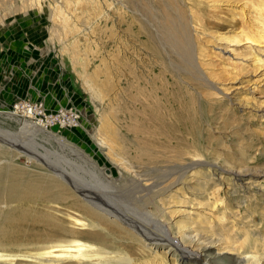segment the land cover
<instances>
[{"label": "rangeland", "instance_id": "1", "mask_svg": "<svg viewBox=\"0 0 264 264\" xmlns=\"http://www.w3.org/2000/svg\"><path fill=\"white\" fill-rule=\"evenodd\" d=\"M119 1L96 0L89 7L78 0L69 4L67 0H0V229H8L10 238L0 243V249L11 255L38 252L54 245L57 237L44 224L76 228L70 223L72 212L60 205L19 202L7 195L12 181H26V174L37 175L42 168L54 169L77 188L84 179L85 195L95 194L98 204L119 215L123 227L132 233L135 227L156 243L180 236L173 225L168 228L161 222L168 208L182 209L170 203L183 196L199 203L183 205L191 212L221 201L227 206L223 215L221 210L211 218L216 224L212 232L205 229V223L192 225L194 244H218L225 236L263 241L264 116L260 110L264 111V89L249 96L248 84L229 81L224 70L232 63L226 55L220 58L206 49L203 69L208 80L218 87L234 86L228 102L197 73L187 53L182 52L181 60L177 52L172 54L165 60L171 65L164 62L163 54L159 57L142 46L137 23L130 30L128 21L115 15L113 8ZM222 7L208 34L231 40L239 31L233 15L241 8ZM163 49L170 51L169 46ZM239 77L242 82L251 79L250 75ZM88 80L99 97L88 91ZM243 97L255 99L252 102L258 110L245 107ZM14 110L31 111L30 121L50 123L49 132L26 129L15 116L7 115ZM139 148L150 150L154 161L123 168L121 157L133 158ZM193 151L200 155L201 168L192 169L189 164ZM100 168L111 173L112 184L99 179ZM136 174L143 176L131 179ZM36 182V190L46 185ZM145 182L153 188L143 191ZM16 208L27 213L12 212ZM12 228L19 232L14 242ZM39 233L53 240H25ZM118 247L133 264L159 262L133 241L124 239ZM164 253L162 257L171 264L173 259ZM185 256L179 254L181 259ZM66 263L63 259L39 263L19 258L3 264Z\"/></svg>", "mask_w": 264, "mask_h": 264}, {"label": "bare ground", "instance_id": "2", "mask_svg": "<svg viewBox=\"0 0 264 264\" xmlns=\"http://www.w3.org/2000/svg\"><path fill=\"white\" fill-rule=\"evenodd\" d=\"M71 1L72 0H67V3L69 4ZM78 2H83L89 7L96 4V0H78ZM239 2L241 3L234 4L231 3L230 0H121L119 6H116V3L114 4L116 7L113 9H115V15H120L128 21V29L133 30L135 23H137L142 46L151 49L152 52L154 51V54L159 57L160 53L161 55L163 54L162 59L164 62L165 60L171 59V55H175V52H177L175 56L179 58L187 53L189 63L199 75L206 77L205 70L203 69V67L207 65L204 64L207 62L206 49L216 52L217 57L220 58L226 55V59L232 63L231 65H225L227 69L224 70L229 76V81L238 83L240 86L248 84L249 88L247 92L250 96L260 91V89H264V0H239ZM229 3H231V5ZM226 4L230 7L241 8L237 14L233 15L235 23H239V31L231 40H225L223 37L215 38L208 34L210 29L214 27L212 19L215 18L218 10ZM54 9L59 11L58 7ZM64 20L65 19H63V21ZM166 46H169V50L172 52L164 50L163 48ZM162 59L160 62L164 65ZM170 62L165 63L171 64ZM175 62H177V60ZM180 63L183 65V62ZM241 75H250L251 79L242 82L239 77ZM205 82L210 85L212 90L224 96L228 102H231L232 99L228 98V95L230 92H234V86L218 87L212 84L207 77ZM86 85H88V91L92 96L99 97L98 91L95 90L93 84H91L89 80L86 82ZM240 89L243 88L240 87ZM249 100L251 103H248ZM249 100L244 97L241 99L245 107L254 108L253 110L257 111L258 108L254 105V102H252L255 99L249 98ZM260 111L263 112L261 116H264V111ZM260 111L258 112L260 113ZM23 113L14 110L7 115L10 117L15 116L16 121H19L28 130L34 129V131L49 132L47 131L49 129L47 127H50V123L43 125L41 121L32 122L30 121L33 119L30 116L33 115L32 112L27 111L25 114ZM100 146L106 147V144L102 145L100 143ZM0 149L3 148L0 147ZM108 149H110V146H108ZM107 153L111 155L109 150ZM79 154L85 156L81 151ZM189 154V158L192 159L191 163H189L192 164L191 168H201L202 163L200 155L195 151ZM117 156L118 153L116 154V157ZM154 159L155 157H153L150 150L147 148H139L136 150V155L133 158L121 157V160H124V162L121 163L124 166L123 168L132 169L135 168V165L140 167L144 165L145 162L154 161ZM179 160L177 159L176 161ZM39 167L41 168L43 166ZM41 170L42 171L37 170L36 172L38 174L34 176L30 173L25 175L22 172L27 177L26 181H12V184L8 187L7 195L19 202L23 200L28 202L38 200L53 205H60L72 212L69 215L71 219L70 223L76 228L66 229L59 226L54 227L44 224L46 229L54 231L57 234V237L54 239V245L44 247L38 252L18 255L7 254L0 249V264L19 258L39 263L58 262L60 259H63L67 260L68 263L66 264H133L132 259L126 254H123L124 252L118 247L124 239L133 241L143 250H147L154 259L159 261L158 264H167L166 259L162 257L164 251V254L170 255V258L173 259L171 264H192L190 263L191 260L192 262L199 260L204 262V264H264V239L263 241H257L255 239L251 240L245 236L242 241H237L232 239V237L225 235L224 237L221 235V238H224L218 241V244L215 242L201 243L200 241L201 244L199 243L196 245L191 242L190 237L192 233L196 231L193 229L192 225L203 226L202 224L205 223V229L210 231L214 229L213 227L216 224L213 223L214 221L211 218L215 216L216 212L219 213L221 210L222 212L219 214L223 215V210L227 207L223 201L211 205L209 209L205 207L200 208L196 212H191L183 205L194 207V205H199V203L193 204L192 201L190 202L187 198L184 199V196L179 197V201L170 204L172 206L175 205V207L179 206V208L182 209L168 208L164 214V221L161 222V224L168 226V228L173 225L180 236L165 239L162 243H156L143 235L142 232L138 231L135 227V233L129 231L127 227H123L119 215L110 212L106 208L107 205L98 204L95 194L90 193L88 196L85 195L82 190V186L86 185L84 184V179H80V185L78 184L80 187L77 188V186L75 187L66 182L54 171V169L46 170L42 168ZM12 171L14 170L12 169ZM106 171L100 168V178H98L105 184L110 185L114 178L109 171ZM238 173L240 172H237L235 175H238ZM98 175L96 174V176ZM129 175L131 176L132 174ZM142 176L136 174L133 175L131 179L138 180ZM36 180L46 182L44 188L36 190L35 188L38 186ZM146 182H148V180H146ZM146 182L141 186L143 191L153 188L152 185ZM99 192L102 193L103 191ZM104 201L106 200L104 199ZM191 203L193 205H191ZM193 207L191 209H193ZM53 210L57 211L54 208ZM12 212H16L20 216H24L27 213L23 211L22 208L12 209ZM176 218L179 220L172 224ZM220 220L221 219H218L216 222L221 225L222 221ZM16 229L18 228H12V242L16 240L15 237L19 234ZM140 233L141 237L139 235ZM45 234L39 233L25 240H53ZM211 238L212 237H210V239ZM212 240L213 239H211V241ZM5 241H10L9 231L8 229L2 228L0 229V243H5ZM168 244H170V247ZM179 254H185L186 256L184 259H181L179 258ZM52 258L57 259L54 260ZM193 264L197 263L193 262Z\"/></svg>", "mask_w": 264, "mask_h": 264}]
</instances>
